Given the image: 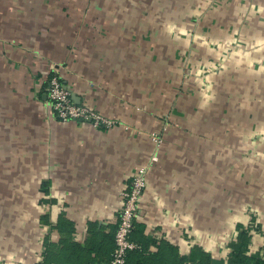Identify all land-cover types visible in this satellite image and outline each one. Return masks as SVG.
Returning <instances> with one entry per match:
<instances>
[{
	"label": "crops",
	"instance_id": "0c3cea01",
	"mask_svg": "<svg viewBox=\"0 0 264 264\" xmlns=\"http://www.w3.org/2000/svg\"><path fill=\"white\" fill-rule=\"evenodd\" d=\"M163 5L155 17L93 1L76 23L72 1L0 0V184L24 187L19 245L0 237V264H109L120 191L140 168L133 262L200 264V250L229 264L244 231L264 261V0ZM53 70L113 126L55 118Z\"/></svg>",
	"mask_w": 264,
	"mask_h": 264
},
{
	"label": "built area",
	"instance_id": "2783aa9c",
	"mask_svg": "<svg viewBox=\"0 0 264 264\" xmlns=\"http://www.w3.org/2000/svg\"><path fill=\"white\" fill-rule=\"evenodd\" d=\"M45 93L48 105L55 118L61 121H80L94 128H110L114 120L103 116L93 109L73 101L71 91L63 84L56 71L50 72L46 78ZM156 146L162 143L160 135L156 132L150 134ZM146 169L140 168L131 178L129 186L120 191L122 204L118 210V221L114 231V248L109 264H127L130 251L140 248V245L131 239L137 206L142 192L146 186ZM264 264V261L261 263Z\"/></svg>",
	"mask_w": 264,
	"mask_h": 264
},
{
	"label": "rangeland",
	"instance_id": "374dc122",
	"mask_svg": "<svg viewBox=\"0 0 264 264\" xmlns=\"http://www.w3.org/2000/svg\"><path fill=\"white\" fill-rule=\"evenodd\" d=\"M67 1H72L74 5L77 7L76 8V13H74V18L76 23L84 20V14H82L81 11L83 6L86 5V3L93 2V1H98L99 3L102 2H111L115 3L116 5L121 3V2H128L132 4V9L134 8V5L137 4V9H139V16H142V14H145L148 12L149 15H153L155 17H162L164 16V10L168 11L166 6L163 5L164 2L169 1V2H178V0H67ZM162 2V3H160ZM140 4V5H139ZM102 7V5H100ZM113 6V5H112ZM80 9H79V8ZM178 8L171 7V14H178ZM80 10V11H79ZM79 11V12H77ZM94 11H97L96 9ZM185 11V10H184ZM75 12V11H74ZM85 13V12H83ZM102 17V16H101ZM131 17V16H130ZM131 20V18H130ZM106 26H102L101 29H104ZM112 27V26H111ZM132 26L126 22L124 24H121L118 29H116L117 32H128V30ZM127 29V30H125ZM133 29V28H132ZM0 133H2L0 131ZM2 144V145H1ZM4 144V137L0 135V149L3 147ZM2 146V147H1ZM0 158L3 159L2 155L0 154ZM3 164V161L0 159V165ZM7 169L1 168L0 167V179L3 176L4 172ZM11 172H8L10 175L8 177L9 180L14 181L17 178V170L16 169H8ZM14 170V171H13ZM33 186H30L27 189L26 192L33 193ZM24 187L20 186L18 184H10V185H3L0 184V237H7L8 232H9V237L11 236V240L9 244L5 245H10L11 247L15 248L18 247L19 242L17 240H13V236L15 235L16 238L18 237L19 233V223L21 222L22 218L19 214V201L18 198L21 194H23ZM21 206V205H20ZM185 264V263H184ZM189 264H197L195 262L189 263ZM202 264V263H201Z\"/></svg>",
	"mask_w": 264,
	"mask_h": 264
},
{
	"label": "trees",
	"instance_id": "16d2710c",
	"mask_svg": "<svg viewBox=\"0 0 264 264\" xmlns=\"http://www.w3.org/2000/svg\"><path fill=\"white\" fill-rule=\"evenodd\" d=\"M134 223H135V221H134ZM133 230H134V228H133ZM132 232H131V235H132ZM244 232H243L242 236L240 235V237H242L241 241L238 242V244L233 246V250L231 252V258H230L229 264H261L260 261L257 260L256 258L249 257L246 255L245 252H246V247H247L246 243L248 240V236L246 234V237H245ZM113 242H114V238H113ZM139 245H140L139 249L130 251L128 253V255H130L132 253L131 254L132 259L130 256H127V264H140V263H138V260L136 262H133V258L135 257L136 259H138V254H140L142 245L141 244H139ZM192 256L199 258L200 264L201 263L202 264H211V262L209 261V256L205 252H202L200 250H196V251L192 252ZM128 257H130V259ZM40 264H43V263H40Z\"/></svg>",
	"mask_w": 264,
	"mask_h": 264
}]
</instances>
